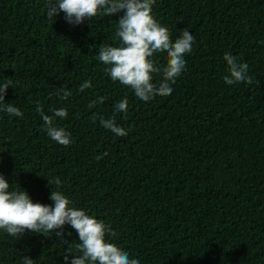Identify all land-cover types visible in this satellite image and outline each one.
<instances>
[{"label": "trees", "instance_id": "obj_1", "mask_svg": "<svg viewBox=\"0 0 264 264\" xmlns=\"http://www.w3.org/2000/svg\"><path fill=\"white\" fill-rule=\"evenodd\" d=\"M46 6L0 0V85L11 82L5 102L23 112L0 110V175L44 205L53 204L47 179L59 177L72 205L111 225L110 242L140 264H264V0H155L153 15L172 39L188 29L195 43L172 94L149 102L96 59L101 45L119 46L122 13L73 25L61 12L53 24ZM226 52L249 65L253 84L225 83ZM152 59L167 64L165 53ZM86 80L93 86L81 93ZM66 84L72 95L62 100ZM100 96L104 104L89 108ZM124 98L127 113L115 112ZM37 102L47 114L68 110L56 123L70 146L48 137ZM94 113L115 115L128 135L103 128ZM57 231L0 230V264L26 255L65 264L79 237L66 225L63 244Z\"/></svg>", "mask_w": 264, "mask_h": 264}, {"label": "clouds", "instance_id": "obj_2", "mask_svg": "<svg viewBox=\"0 0 264 264\" xmlns=\"http://www.w3.org/2000/svg\"><path fill=\"white\" fill-rule=\"evenodd\" d=\"M154 4L155 0H47L46 18L54 24V17L63 12L66 22L80 25L85 19L92 20L98 15L112 17L122 13L115 33L119 46L101 45L96 59L106 66L105 70L113 82L130 87L137 98L149 102L157 96L172 94L171 85L185 70V56L192 52L195 43V37L188 29H184L173 40L169 29L154 17ZM158 53H165L167 57V64L162 68L152 59ZM224 60L227 62L228 72L223 77L226 84H253V77L248 75L247 63L238 61L237 57L227 52ZM153 74L160 76L156 83L153 82ZM10 84L9 81L0 85V104L3 105L0 110L6 111L9 116L22 117L23 112L18 107L5 102ZM92 86V82L86 80L80 85L79 92ZM59 90L62 100H67L72 95L67 84ZM105 99L100 96L89 103L88 107L103 105ZM114 107L117 113H127L129 101L124 98ZM35 111L41 116L49 138L65 147L73 143L71 133L56 123L57 118L68 117L66 108H55L51 110V114H47L37 102ZM97 118L100 125L113 134L121 137L128 135L126 129L117 126L115 115L106 119L94 113L91 117L93 121ZM47 180L52 188L49 197L52 205L34 203L26 190H15L12 188L13 184L10 185L0 175V230L12 237L21 236L25 231L47 236V233L53 234L54 230H60L55 234L63 244H67L63 239V229L69 225L75 229L79 240L68 246L64 255L65 264H69V261L70 264H140L139 259L130 258L128 252L110 242L108 237L117 235L111 225L72 205V201L61 191L63 185L59 177ZM73 248L77 250V254H73ZM22 264H34V260L26 255L22 258Z\"/></svg>", "mask_w": 264, "mask_h": 264}]
</instances>
